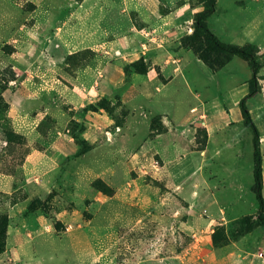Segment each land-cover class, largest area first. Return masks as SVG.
<instances>
[{"label":"rangeland","instance_id":"rangeland-1","mask_svg":"<svg viewBox=\"0 0 264 264\" xmlns=\"http://www.w3.org/2000/svg\"><path fill=\"white\" fill-rule=\"evenodd\" d=\"M42 1L0 0V94L7 81L12 92L21 87L37 89L48 104L64 111L63 120L50 114L36 120L37 112H31L29 129L17 132L8 101L4 98L0 104V117L5 118L0 120V174L12 179L10 186H0V264H163L165 255L194 245L207 264L211 240L219 256L229 260L233 250L235 257L222 262L234 264L242 255L236 242L243 248L249 239L252 247L264 240V227L253 223L257 213L251 190L253 134L237 123L239 99L247 93L252 74L248 63L232 56L213 72L185 48L181 71L173 73L175 65H171L163 76L154 59L146 61L145 43L136 56L86 46L68 54L54 41L53 46L48 42L46 58L55 62L43 59L42 65L47 67L45 76H54L60 86L74 87L77 73L93 75L108 62L113 66L115 82L98 80L96 93L92 92L96 97L84 107L69 109L71 105L57 89L49 90L53 85L35 84L33 72L35 79L21 83L23 75L30 73L14 67L17 56L12 53L20 47L9 36L25 39L27 47L20 51L37 46L33 37L19 32L33 30L35 25L42 32L50 19L49 8L57 19L67 20L65 31L82 24L98 34L115 31L121 16L127 18L129 11L122 12L127 7L123 0H84L72 6L64 1L39 5ZM140 1L148 7L155 3ZM157 2L161 12L182 3H188L191 12L201 8L200 0ZM263 5L264 0H218L210 25L227 42H262ZM190 11L183 36L192 32ZM259 60L262 75L264 58ZM150 69L158 83L172 78L160 83L161 90L153 88L151 98L138 88L129 94L136 74H147ZM248 105L262 138L263 89ZM201 113L212 134L203 163L199 151L207 130L203 121L194 122ZM161 114L173 125H164ZM4 130L22 139L9 142ZM261 150L264 178V140ZM177 237L190 241L180 245ZM253 264L263 263L257 258Z\"/></svg>","mask_w":264,"mask_h":264},{"label":"crops","instance_id":"crops-1","mask_svg":"<svg viewBox=\"0 0 264 264\" xmlns=\"http://www.w3.org/2000/svg\"><path fill=\"white\" fill-rule=\"evenodd\" d=\"M60 1H64L66 4L72 6L75 3L84 2V0H43L39 2V5L48 4L49 6H56L59 4ZM154 4H149L148 6H144V4L140 0H123V4L127 7H124L122 12H127V18L121 16L119 23L115 25L116 30L110 31L107 30L105 34H98L95 31L85 30L83 25L79 28H73L69 31H65V27L67 26V20H60L57 19L54 15L53 9L49 8L50 10V19L47 23L45 29L40 30L37 29L35 25L33 30H28L26 33L23 30L21 35L24 34L25 37H33L34 43L37 41V46L32 47L29 51H20L21 48L27 47L24 44V40L21 37L16 38L15 35H10L9 37L12 38L9 41L15 44V46L20 47L19 51L16 50L12 54L17 56V59L14 60L15 66L17 69L22 71L23 73L29 72L30 74L26 76L23 75V79H21L22 84H27L28 79L34 78L31 72L36 75V85L43 84L44 86L47 84L53 85L49 90L57 89L58 93L71 105V108L78 109L79 107L86 105L92 100L94 97L92 92L96 93L95 85L98 84V80L100 79H108L111 82H115L113 74L111 71L113 70V66H109V62L103 65L101 68H98L97 72L93 75L87 73H77L76 76V83L74 87L69 86H60L54 76H45L47 72V67L42 65L43 59L51 60V63L54 65L53 58H46V46L48 42L52 45L54 41L56 47H62V49L66 50L68 54L78 51V47L86 46L84 48H92L94 51L100 52L103 48H110L114 50H119L120 52L124 53H131L133 55H139L138 51H140L141 43L147 44V51L143 54L147 55L146 61L149 59H154L155 65L160 67L161 74L163 75L164 72H167V69L171 65H175L172 69L173 73H178L182 69V62L184 58L183 52L185 51V47L180 46V40L183 36L184 28L186 27L185 19L186 16L189 14L190 6L188 3L177 4L176 7L165 8L166 11L161 12L159 4L157 0H154ZM175 2V1H174ZM74 3V4H73ZM131 5V9L128 8V5ZM218 5V0H217ZM264 6V5H263ZM197 12L195 10L191 15ZM214 15V14H213ZM212 15V16H213ZM69 16L74 17L71 13ZM211 16V17H212ZM210 17V18H211ZM209 18V19H210ZM193 21V16H192ZM210 28L212 29L210 22L208 21ZM24 26V25H23ZM260 26V25H259ZM22 28V27H21ZM228 28V25L226 26ZM263 28V26H262ZM218 37L220 36L217 31L212 29ZM18 33V34H19ZM143 33H149V36H144ZM111 38H107V36ZM220 38V37H219ZM221 39V38H220ZM154 41V42H153ZM224 41V40H223ZM253 41V40H251ZM252 43V42H247ZM245 44V43H244ZM258 47V58H264V41L258 42L253 41ZM53 46V45H52ZM38 49V50H37ZM138 49V50H137ZM24 50V49H23ZM136 52V53H135ZM264 62V61H263ZM116 63V62H113ZM117 68L120 70L121 63L118 61ZM181 65V66H180ZM41 69V70H40ZM262 69V67H261ZM176 70V71H174ZM85 74V75H84ZM170 74V73H169ZM157 74H154L152 69L148 71L147 74H136L135 81H133V85L130 90L129 94L134 90V88H138L140 91H144L145 96L147 98H151L153 94V88L156 91L161 90L163 84H166L171 80L172 77L168 80H164L163 82H157L156 78ZM164 76V75H163ZM264 78V74L261 75ZM120 78V73L119 76ZM25 78V79H24ZM250 79V78H249ZM264 82V81H262ZM261 82V83H262ZM160 83H163L162 85ZM248 84V83H247ZM264 91V86H263ZM28 91V92H26ZM25 91V88L21 87L12 92L10 88L5 89L2 91V96L5 98L9 103V111L10 115L13 118V126L17 132H26L28 130V124H30L33 120L28 119L31 112H37L36 120L38 116L50 114L54 117H59L58 120H63L64 111L60 106L48 104L41 93H38L37 89L31 90L28 89ZM248 92V91H247ZM41 94V95H40ZM129 94L127 95V101H129ZM247 94V93H246ZM245 94V95H246ZM47 95V94H46ZM45 95V96H46ZM244 95V96H245ZM261 96V92L258 94ZM242 98V97H241ZM240 98V99H241ZM239 99V101H240ZM252 109V108H250ZM253 111V109H252ZM251 111L252 115L253 112ZM162 115V123L164 125L171 124L168 119L166 118V114ZM254 118V116H253ZM206 116L204 113H201L199 117L194 120L196 121H203L204 126L207 130V142L203 150H200V154L202 155V163L207 160L210 147L212 134L209 130V127L206 125ZM243 123L242 115L240 112V116L238 118L237 123ZM233 123H236L233 121ZM190 124V123H189ZM173 125V124H171ZM244 125V124H243ZM169 130V129H168ZM167 130V131H168ZM264 140V137H263ZM225 141V140H224ZM192 150V149H191ZM241 153H237L236 156L239 157ZM164 162V161H163ZM201 163V164H202ZM203 165V164H202ZM200 165L199 173L203 176V168ZM164 168V164H163ZM12 179L10 177L3 176L0 174V186L7 187L11 185ZM255 217V215H254ZM168 241L171 238H167ZM177 244L186 245L189 243L187 237H177L176 238ZM172 244V243H171ZM211 252L208 254L209 261L207 264H224L222 261L226 259V261H231L235 257L233 250H231L230 254L228 255L229 260L223 256L217 255L218 250L213 246V241L211 240ZM189 248L184 252L179 253H169L165 255L163 260V264H206L202 263L200 260L201 257V249L196 248ZM245 246V247H244ZM247 246V247H246ZM239 242H236L235 248L240 249L242 255L236 257V263L234 264H253L255 259L260 258L261 263L264 264V240L257 241L252 247V241L249 239L247 243L243 244V248L240 247ZM254 248V249H253ZM217 252V253H216ZM216 253V254H214ZM206 260V259H205Z\"/></svg>","mask_w":264,"mask_h":264},{"label":"trees","instance_id":"trees-1","mask_svg":"<svg viewBox=\"0 0 264 264\" xmlns=\"http://www.w3.org/2000/svg\"><path fill=\"white\" fill-rule=\"evenodd\" d=\"M201 8L193 15L192 32L184 35L180 40V45L185 48H190L195 56L209 68L216 72L222 68L227 60L232 56H238L246 61L251 68V77L248 80V92L239 101V108L243 119L244 126L252 131V146H253V178L254 182L251 190L255 194L257 201V213L253 221L254 227H264V178H263V155L261 150V133L253 118L251 109L248 105V100L255 97L262 90L260 74L261 61L257 57L258 47L253 43H245L243 45L223 41L210 28L209 18L217 10V0H200ZM146 72V71H145ZM8 88V82L1 85V91ZM2 92L0 94V104L3 101ZM88 107V106H86ZM92 107V106H89ZM93 108V107H92ZM86 110V108H85ZM5 118L0 117L3 121ZM4 135L9 142L21 140L22 136L15 132L4 130ZM207 133L205 143L201 150L204 149L207 142ZM2 233L0 232V251H2Z\"/></svg>","mask_w":264,"mask_h":264},{"label":"water","instance_id":"water-1","mask_svg":"<svg viewBox=\"0 0 264 264\" xmlns=\"http://www.w3.org/2000/svg\"><path fill=\"white\" fill-rule=\"evenodd\" d=\"M261 140H263V137L261 138Z\"/></svg>","mask_w":264,"mask_h":264}]
</instances>
